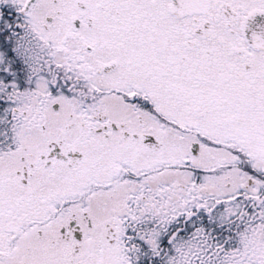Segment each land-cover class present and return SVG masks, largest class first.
Listing matches in <instances>:
<instances>
[{"label":"snow or ice","instance_id":"6c2138e0","mask_svg":"<svg viewBox=\"0 0 264 264\" xmlns=\"http://www.w3.org/2000/svg\"><path fill=\"white\" fill-rule=\"evenodd\" d=\"M0 264H264V0H0Z\"/></svg>","mask_w":264,"mask_h":264}]
</instances>
